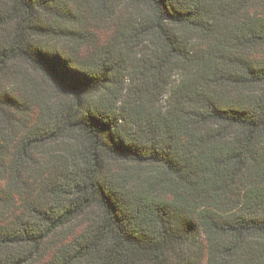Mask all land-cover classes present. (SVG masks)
Instances as JSON below:
<instances>
[{
	"label": "trees",
	"instance_id": "obj_1",
	"mask_svg": "<svg viewBox=\"0 0 264 264\" xmlns=\"http://www.w3.org/2000/svg\"><path fill=\"white\" fill-rule=\"evenodd\" d=\"M3 1L0 264H30L51 237L42 264H264V56L246 53L264 49L258 0H126L144 7L126 42L150 55L126 99L128 62L80 55L71 0ZM211 25L227 38L190 51ZM62 39L75 44L48 46Z\"/></svg>",
	"mask_w": 264,
	"mask_h": 264
},
{
	"label": "rangeland",
	"instance_id": "obj_2",
	"mask_svg": "<svg viewBox=\"0 0 264 264\" xmlns=\"http://www.w3.org/2000/svg\"><path fill=\"white\" fill-rule=\"evenodd\" d=\"M227 4L225 7L231 9L234 5L238 4L236 0H226ZM4 3L3 0H0V7ZM71 9L76 14V19L72 21L70 25L71 29H75L84 37V42L81 44L80 55H87L92 52L94 55L103 56L104 54L111 52L109 56L112 60L118 61L121 64H129V68L124 70V80L123 84L125 86V91L122 94L124 99L127 98V95L131 93L134 86L141 84L140 80H136L135 69L141 67L143 61H146L150 58L148 45L141 46H131L127 43L129 38L130 26L135 23L133 13L143 12L144 7L128 3L126 0H105L103 3L96 2V0H71ZM249 13H259L264 15V0H258L249 4L248 8ZM247 11V10H245ZM131 14V15H130ZM212 29L199 30L192 32L188 35L190 40L189 48L190 51H195L200 53L203 51L210 42H214L215 39L222 38L225 36L227 38L229 27L219 28L215 31V25H211ZM221 40V39H220ZM68 44H75L72 41L61 40L58 42L48 41L49 47H61L66 50H69ZM115 52V53H114ZM250 56L260 58L264 56V49H249L246 52ZM117 54V55H115ZM36 78H38L36 76ZM183 79V72L175 69L171 72L169 77L170 86L168 89L160 96H157L156 101L153 105L156 108H163L169 103L171 90L173 86L180 83ZM41 83V82H39ZM43 87L45 90L48 89V86L43 82ZM16 88V87H15ZM48 93H50L48 91ZM21 99V98H19ZM73 143V140L61 139L57 143L51 145L43 146V153L45 150H50L56 152L58 148H61L64 145ZM76 143V142H75ZM77 145V144H75ZM46 157V156H45ZM106 165L109 169L114 172L122 173H134L140 174L143 169L146 167H136L134 165L122 164L121 162H116L112 160H107ZM4 174L0 173V186L4 184ZM48 181V176L44 179ZM7 185H4L2 188L6 190ZM45 192V190H43ZM8 212L5 211V205L0 203V219H3L7 216ZM82 224V218L77 219L60 230L56 236L71 235L76 233L77 229L80 228ZM55 237H51L50 240L45 242V245L38 251L37 256L31 261L30 264H42L50 254V247L52 246V241L55 240Z\"/></svg>",
	"mask_w": 264,
	"mask_h": 264
}]
</instances>
